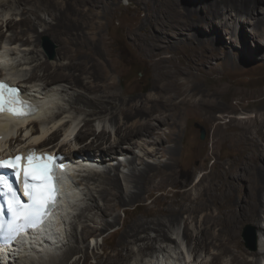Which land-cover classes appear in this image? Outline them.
Listing matches in <instances>:
<instances>
[{
    "label": "bare ground",
    "instance_id": "1",
    "mask_svg": "<svg viewBox=\"0 0 264 264\" xmlns=\"http://www.w3.org/2000/svg\"><path fill=\"white\" fill-rule=\"evenodd\" d=\"M128 1L137 4L139 16L126 37L154 67V85L145 96L129 90L118 94L106 65L91 66L96 75L88 71L86 59L76 61L58 31L61 15L73 5L77 17L87 13L92 20L98 36L93 55L98 59L102 47L110 54L101 29L121 0H0V79L39 105L25 119L0 116V159L27 150L62 154L74 166L70 176L76 183L64 188L52 220L0 247V264H87L89 259L94 264H261L264 253L249 251L244 236L252 225L264 245V110L253 118L233 116L224 126L215 123L212 156L223 145L233 153L227 162L219 155L212 171L189 184L205 162L184 173L178 169L184 153L176 144L181 120L208 116L213 124L212 111L225 107L204 96L194 100L202 93L196 77L163 54H182L188 68L208 65L204 73H212L216 68L209 61L222 49L220 34L230 37L238 29L245 39L259 41L263 52L264 0ZM98 7L106 23L95 21ZM197 26L201 30H194ZM43 35L59 42V57L72 59L50 62L41 49ZM223 55L225 63L235 62ZM84 70L86 76L80 74ZM181 174L186 181L179 180ZM238 182L244 183L242 193L235 190ZM157 191L172 192L173 198L154 199L158 206L148 207L149 221H121V237L106 251L105 239H96L99 232L115 226L120 209Z\"/></svg>",
    "mask_w": 264,
    "mask_h": 264
},
{
    "label": "rangeland",
    "instance_id": "2",
    "mask_svg": "<svg viewBox=\"0 0 264 264\" xmlns=\"http://www.w3.org/2000/svg\"><path fill=\"white\" fill-rule=\"evenodd\" d=\"M245 4H247V2H245ZM245 4L243 3L241 6L245 7ZM74 8L75 7L73 5H68V8H66L64 13L61 15L62 20L60 21V26L58 27V31L63 37L62 39L66 41L61 42L65 45V47H67L66 49L69 51V54L75 55L74 59L79 62L85 58L89 64L88 71L94 72V75H96L98 70L90 68L91 66L101 67L102 65H106L105 67L107 68H105V70H110L112 74L111 82L114 83L115 91L118 94H127L128 90L129 92L133 91L132 94L138 93L143 96L150 94L154 85V67L151 65V60L147 59L145 55L139 52L137 47L132 43V40L126 37L127 27L132 22H135L136 17L139 16L137 4L128 0H121V7H117L113 11L114 14L112 13L110 23L102 27L101 33L106 38L105 42H109L108 46H111L109 49L112 54H103V47L97 44L99 45L98 47H102V49H99L101 50L99 56L101 61L92 53L98 36L94 35L95 32L91 27L92 20L90 16L85 13V16L80 15L79 18L76 16V9L74 10ZM98 8H96L95 13L97 15L99 14V17L96 16L95 21L99 23H106L105 19L102 17V8ZM223 18L226 19L225 17ZM197 28L198 26L194 27V30ZM201 28L202 27H199L198 29L201 30ZM222 32L224 33V31ZM223 33L222 35L220 34V36H222L220 38L222 49L219 47L217 50V58L209 61V65L216 68L212 73H204L207 71L208 65L206 67L193 65L188 68V60L186 56H183L182 54L179 55L178 53L176 56L174 54H170V52H164L163 54L166 58H170L171 56L175 57L174 60L180 67L187 69L196 77L194 81H197L202 93L194 98V100L204 96V98L208 101L210 100L220 103L225 107L223 110L214 109L212 111L216 118V122H213V124L209 121V119H206L208 116H190L181 120L180 127L177 130L178 139L176 144L179 150L181 148L184 153L182 156L178 153L179 157H182L180 163L182 168L178 167V169H181L184 173L189 166L198 167L202 161L205 162L204 167L198 169L193 178L189 180V184L197 181V179H199L204 173L212 171L215 164L220 161L217 159L219 155H226L224 157V161L227 162L226 157L228 154L233 153V150H231L228 145H223L217 149L215 157L212 156L211 135L215 123L220 122L224 126L232 120L233 116L236 118H240V116L241 118H253L258 116L261 110H264L262 109V104L264 103V51L261 52V50L258 49V45L261 46V44L256 40L245 39L240 33V29H238L237 34L235 33V35L230 37ZM246 33L248 34L247 30H245V34ZM43 38H47L49 42L46 44L41 42V49L44 51L50 62L57 59L63 63H67L69 62V59H72L63 55L59 57L57 54L59 42L50 35H43ZM247 47H249L251 56L247 55L249 53V51L247 52L246 50ZM224 52L225 54L228 53L230 57L232 55L235 62L225 63V55H223ZM100 62L102 65H99ZM194 66L198 67V69H201L203 72L199 73L197 71L198 69ZM71 71L74 72L73 70ZM86 73L87 71L84 70L83 73L81 72L80 74L82 76H86ZM221 90H225L222 95L219 94ZM198 125L204 129V136L202 139L201 130ZM163 131L164 134L169 133V129L167 127H163ZM135 163L139 166V161H136ZM179 177L181 182L186 181L184 174H181ZM235 190L237 193L244 192V183L238 182ZM172 195V192H168L166 196H163L161 192L157 191L154 192L151 197H146L143 202H140L135 206L128 207L126 211L120 209L118 212V222L115 223V226L112 225L101 230L96 239L99 242H102L105 239V250H112L114 244L121 237V232L117 229L121 226V221L122 223L124 222L125 224L130 225L135 224L138 221L143 222L151 220V217L148 215V207L156 205H154L152 201L156 198H158V200H162L163 198L170 200L173 198ZM260 215L261 218L264 217V214L261 213ZM257 230L258 229L252 225L246 226V237L244 236L246 240L245 247L249 249V251L257 252L261 257L262 253H264V245H259V235ZM114 231L117 233L115 234ZM254 236L255 242L253 241ZM203 257L204 254L199 261ZM206 257L211 259L212 255H206ZM87 264H94L93 260L89 259ZM261 264H264V258H262Z\"/></svg>",
    "mask_w": 264,
    "mask_h": 264
},
{
    "label": "snow or ice",
    "instance_id": "3",
    "mask_svg": "<svg viewBox=\"0 0 264 264\" xmlns=\"http://www.w3.org/2000/svg\"><path fill=\"white\" fill-rule=\"evenodd\" d=\"M25 104L27 102L19 99L16 89L0 82V112L7 110L17 116L26 115L28 111L23 107ZM54 159L50 155L37 156L34 152L26 157L18 154L0 159V168L11 169L17 184L20 183L21 172L23 173V193L29 201L24 203L18 199L13 183L6 176L0 175V194L6 196L8 210L13 218L8 225L10 229L22 230L25 226L41 221L55 205L58 187ZM22 161L26 163L22 164ZM3 227L0 223V230Z\"/></svg>",
    "mask_w": 264,
    "mask_h": 264
},
{
    "label": "water",
    "instance_id": "4",
    "mask_svg": "<svg viewBox=\"0 0 264 264\" xmlns=\"http://www.w3.org/2000/svg\"><path fill=\"white\" fill-rule=\"evenodd\" d=\"M44 39V42L43 43H48L49 41H48V39L47 38H43ZM199 126V125H198ZM199 128H200V130H201V139L203 138V136H204V129L201 127V126H199Z\"/></svg>",
    "mask_w": 264,
    "mask_h": 264
}]
</instances>
